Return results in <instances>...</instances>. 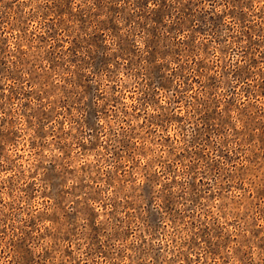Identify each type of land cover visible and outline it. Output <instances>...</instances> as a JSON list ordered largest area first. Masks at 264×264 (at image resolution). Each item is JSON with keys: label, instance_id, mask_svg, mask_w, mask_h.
Wrapping results in <instances>:
<instances>
[{"label": "rangeland", "instance_id": "rangeland-1", "mask_svg": "<svg viewBox=\"0 0 264 264\" xmlns=\"http://www.w3.org/2000/svg\"><path fill=\"white\" fill-rule=\"evenodd\" d=\"M0 264H264V0H0Z\"/></svg>", "mask_w": 264, "mask_h": 264}]
</instances>
